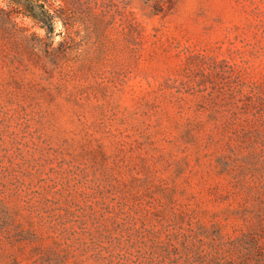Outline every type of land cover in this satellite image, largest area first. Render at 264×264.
<instances>
[{
    "label": "rangeland",
    "instance_id": "rangeland-1",
    "mask_svg": "<svg viewBox=\"0 0 264 264\" xmlns=\"http://www.w3.org/2000/svg\"><path fill=\"white\" fill-rule=\"evenodd\" d=\"M0 8V264H264V0Z\"/></svg>",
    "mask_w": 264,
    "mask_h": 264
},
{
    "label": "trees",
    "instance_id": "trees-1",
    "mask_svg": "<svg viewBox=\"0 0 264 264\" xmlns=\"http://www.w3.org/2000/svg\"><path fill=\"white\" fill-rule=\"evenodd\" d=\"M40 1L46 0H0V8L6 6L16 7L21 13L32 19L42 29L51 33L56 23V16L51 9Z\"/></svg>",
    "mask_w": 264,
    "mask_h": 264
}]
</instances>
